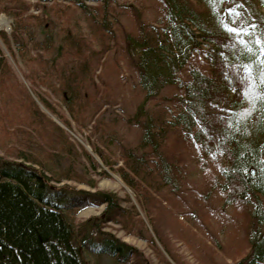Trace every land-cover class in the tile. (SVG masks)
I'll return each instance as SVG.
<instances>
[{
	"label": "trees",
	"instance_id": "1",
	"mask_svg": "<svg viewBox=\"0 0 264 264\" xmlns=\"http://www.w3.org/2000/svg\"><path fill=\"white\" fill-rule=\"evenodd\" d=\"M49 1L65 6L60 13L75 17L65 42L56 47L57 62L65 46L67 55H78L80 60L71 73L53 64L36 75L37 84L31 88L46 108L58 114L47 98L39 96L42 86L72 113L79 95L96 81L92 68L103 57L108 60V43L116 36L114 25L122 16L137 15L140 23L134 33L124 36L115 52L131 68L132 83L142 96L126 122L139 135L133 147H120L127 167L121 176L140 195L161 193L163 200L172 203L173 198L163 195L164 187L171 192L187 178L185 164L203 160L204 167L207 161L215 169L211 174H216L210 184L212 197L223 201L224 212L231 209L230 213L243 214L248 221V251L234 264H264V0ZM150 9L157 15L152 21L145 20ZM17 14L21 15L20 10ZM79 20L85 22L89 35L76 31ZM28 33L29 44L14 36L18 48H55L49 31H44L42 42ZM8 69L0 46V81ZM99 92L91 110L100 112L102 106L117 105L106 103L111 97L102 98L104 92ZM163 92L173 95L159 101ZM151 100L159 107L168 103L166 111L157 105L150 109ZM58 132L65 135L62 129ZM173 134L177 135L171 137ZM59 143L61 150L75 157L70 141L61 138ZM55 153L47 154L48 160H55ZM29 156L23 153L20 162H11L0 155V264H88L86 251L107 254L124 264H144L139 250L102 230L108 223L130 216L116 193L58 186L76 178V173L71 168L54 171L41 158L31 156V160ZM156 202L155 196L145 200L148 208ZM95 206H104L100 216L78 225L69 217ZM179 210L188 213L182 204ZM209 215L194 214L192 221L197 225L204 221L205 227Z\"/></svg>",
	"mask_w": 264,
	"mask_h": 264
},
{
	"label": "rangeland",
	"instance_id": "2",
	"mask_svg": "<svg viewBox=\"0 0 264 264\" xmlns=\"http://www.w3.org/2000/svg\"><path fill=\"white\" fill-rule=\"evenodd\" d=\"M136 5V8H140L139 2ZM60 9L65 10V6L49 0H0V16L8 23L0 27V46L9 64V69L0 81V155L6 161L20 162L21 154L26 153L35 159L41 158L54 171L71 168L76 178L66 179L58 186L65 184L70 189L116 193L122 206L130 210V216L110 222L102 230L139 250L144 256V264H234L235 259L248 251L245 241L248 221L243 214L230 213L231 209H228V214L236 218L230 217L222 209L223 201L210 194V184L213 176H216L215 172H210L215 171L211 164L206 161L202 167L203 160L199 163L193 161L187 166L185 164L187 178L181 179L174 190L171 189L172 193L165 187L162 191L163 195L174 199L172 203L168 199L163 200L161 193H146V197L144 193L140 195L121 176V171L127 167L120 150L122 147H133L139 135L135 128H127L126 122L139 107L142 96L132 83L134 78L129 73L131 68L126 62L118 60L115 52L119 51L117 48L123 44L126 35L131 34L140 23L137 15L122 16L114 25L116 36L108 43V60L103 57L97 62L96 69L92 68L96 81L79 95L72 113L44 86L40 87L42 95L39 96L47 98L58 114L47 109L35 94L31 85L37 84L36 75L43 74V70L46 72L49 66L56 64L66 73L78 67L80 57L67 55L68 46L63 48V57L57 62L56 47L65 42L66 31L72 26L70 23L75 22L70 12L60 13ZM19 10L21 15L18 16ZM156 16L155 11L150 9L146 12L145 20L152 21ZM79 21L81 26L76 31L89 35L85 22ZM17 28L21 30L20 34L15 32ZM29 31L37 42H42L44 31H49L55 41V48L50 51L38 49L39 46L29 50L18 48L14 36L29 44ZM33 58L35 60H29ZM100 90L105 95L102 98L111 97L106 103L117 105L102 106L100 112L91 110L94 99L101 95ZM167 95L171 96L173 92H163L159 101L167 98ZM156 102L151 100L148 107L154 109ZM166 104L157 107L166 111ZM47 119H51L55 126L49 124ZM58 129H62L65 135L58 132ZM110 135L113 138L107 139ZM61 138L70 141L75 157L61 150ZM63 143L69 146L67 142ZM55 151V160H48L47 154L52 156ZM30 165L34 166L33 162ZM153 195L158 199L153 204L157 207L151 205L148 208L145 200L153 198ZM175 198L179 200V205ZM181 204L188 213L181 214ZM103 209L104 206L88 207L69 217L78 225L93 216H100ZM203 212H210L205 227L204 221L198 225L192 221L196 218L194 214L200 216ZM92 235L100 238L97 234ZM96 247L99 248V244ZM219 247H224L223 251ZM94 253L86 251L88 264H124L107 254L100 256Z\"/></svg>",
	"mask_w": 264,
	"mask_h": 264
},
{
	"label": "bare ground",
	"instance_id": "3",
	"mask_svg": "<svg viewBox=\"0 0 264 264\" xmlns=\"http://www.w3.org/2000/svg\"><path fill=\"white\" fill-rule=\"evenodd\" d=\"M7 21H6V19L3 17V16H0V27L1 26H7Z\"/></svg>",
	"mask_w": 264,
	"mask_h": 264
},
{
	"label": "water",
	"instance_id": "4",
	"mask_svg": "<svg viewBox=\"0 0 264 264\" xmlns=\"http://www.w3.org/2000/svg\"><path fill=\"white\" fill-rule=\"evenodd\" d=\"M255 173H256L255 169H251V174L255 175Z\"/></svg>",
	"mask_w": 264,
	"mask_h": 264
}]
</instances>
